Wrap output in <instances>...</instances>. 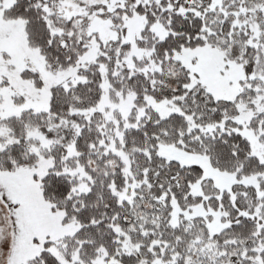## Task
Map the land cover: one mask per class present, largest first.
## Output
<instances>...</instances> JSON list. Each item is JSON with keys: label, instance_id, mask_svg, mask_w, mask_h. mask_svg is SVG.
Segmentation results:
<instances>
[{"label": "snow or ice", "instance_id": "6c2138e0", "mask_svg": "<svg viewBox=\"0 0 264 264\" xmlns=\"http://www.w3.org/2000/svg\"><path fill=\"white\" fill-rule=\"evenodd\" d=\"M0 264H264V0H0Z\"/></svg>", "mask_w": 264, "mask_h": 264}]
</instances>
